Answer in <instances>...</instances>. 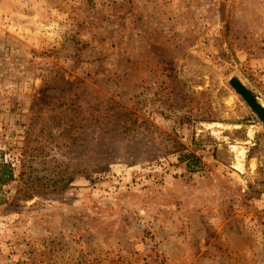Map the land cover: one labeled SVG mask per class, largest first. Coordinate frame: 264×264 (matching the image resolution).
Wrapping results in <instances>:
<instances>
[{"label":"rangeland","instance_id":"1","mask_svg":"<svg viewBox=\"0 0 264 264\" xmlns=\"http://www.w3.org/2000/svg\"><path fill=\"white\" fill-rule=\"evenodd\" d=\"M233 80L264 109V0H0V165L76 170L0 206V264H264V121Z\"/></svg>","mask_w":264,"mask_h":264},{"label":"trees","instance_id":"2","mask_svg":"<svg viewBox=\"0 0 264 264\" xmlns=\"http://www.w3.org/2000/svg\"><path fill=\"white\" fill-rule=\"evenodd\" d=\"M72 126L63 128L61 137H66L72 130ZM27 138H29L27 136ZM28 147L22 153L21 163H24L27 157ZM179 162L185 164L186 168L191 172L201 168L200 159L196 157L193 153H188L186 151H180ZM26 165L18 170V181L16 180V169L12 167L9 163H2L0 165V194L2 193V187L9 185L10 183L17 181L18 189L16 193L8 197H0V206H4L7 211H14L19 208L22 203L33 200L34 198L50 197L52 195H59L64 193L73 181V173L68 175H58L57 177H35L31 176L30 173H26L24 170ZM67 173V172H65ZM56 178V179H55Z\"/></svg>","mask_w":264,"mask_h":264},{"label":"water","instance_id":"3","mask_svg":"<svg viewBox=\"0 0 264 264\" xmlns=\"http://www.w3.org/2000/svg\"><path fill=\"white\" fill-rule=\"evenodd\" d=\"M232 87L235 91L243 97V99L249 104L253 109L255 114L264 121V109L257 103L253 95L245 89V87L237 80L231 82Z\"/></svg>","mask_w":264,"mask_h":264},{"label":"bare ground","instance_id":"4","mask_svg":"<svg viewBox=\"0 0 264 264\" xmlns=\"http://www.w3.org/2000/svg\"><path fill=\"white\" fill-rule=\"evenodd\" d=\"M249 135H250V137L252 136L251 133H250ZM236 155H237V158H238L239 160L242 159V155H241V153H240L239 151H236Z\"/></svg>","mask_w":264,"mask_h":264}]
</instances>
